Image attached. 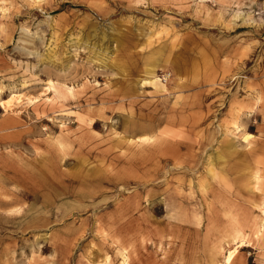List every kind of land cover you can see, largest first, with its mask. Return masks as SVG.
I'll return each mask as SVG.
<instances>
[{"label":"rangeland","instance_id":"374dc122","mask_svg":"<svg viewBox=\"0 0 264 264\" xmlns=\"http://www.w3.org/2000/svg\"><path fill=\"white\" fill-rule=\"evenodd\" d=\"M150 117L183 164L126 165ZM234 226L264 264V0H0V264H227Z\"/></svg>","mask_w":264,"mask_h":264},{"label":"bare ground","instance_id":"6f19581e","mask_svg":"<svg viewBox=\"0 0 264 264\" xmlns=\"http://www.w3.org/2000/svg\"><path fill=\"white\" fill-rule=\"evenodd\" d=\"M167 64L173 65V69H175L176 71H182V68L184 66L183 60L177 62L175 60V58H168ZM20 101H21V97L20 96H17V97H14V98L10 99V100H7L6 104H5V108L9 109L13 104L18 103ZM240 110H241V108L237 107V108H234L233 112L236 113L235 114L236 116H238L237 114H239ZM233 119H236V118H233ZM155 120H157V119L153 118V117H150V121H145V120L136 121V120H133V122H131L129 124V126H127V129H128L127 133L130 135L129 139L132 140V142H131L132 144L126 143V145L128 147L130 145H135V146L137 145V148L135 149V152L133 153V156L130 157L131 161L129 162V160H128V163L126 164L129 167L135 168V167H138V166L148 165V163L150 162V160L152 158H154V162L159 161V160L161 162H166V161L169 160L170 157H172V160L175 162L174 163L175 166L176 165L179 166V165L184 163V161L179 156L180 153L176 152V150L174 151V150H171V149L164 150V148H163L164 141H160V139L157 138V136L155 134L151 133V132L154 131V126H156L157 123H159V122H157ZM234 124H236V121L234 122ZM145 137H147V140L149 141V146L144 148L142 146V143L140 144V141H137V140H141L142 141V140H144ZM250 137H251V134L244 135L243 139L245 141L249 142L250 141ZM125 139L126 138H120V140H118L117 143L115 144V147L120 146L121 142L125 141ZM159 155H161V156H159ZM151 163H153V161ZM154 164H156L157 166L159 165L158 163H154ZM153 173H150L148 176H146L144 178V180L150 181V178H151L150 176H152ZM202 187L205 188L206 186L202 184ZM209 210H210V207H209ZM231 217H232L231 219H233L234 223H235V221L239 222L236 216H231ZM228 235L232 238V241L236 242V244H237L232 250L227 252L228 255L226 256V259H225L227 264H233L235 259L237 258L238 252H240L239 249L244 246L243 242H244V240L246 238H245V236L243 234H241L240 231H238V229L236 227H235V231H229ZM222 250H223V248H222ZM126 251H128V248H126V247L121 250V254L123 256V263L124 264H126V263L128 264L129 263V259H130V256L127 255Z\"/></svg>","mask_w":264,"mask_h":264}]
</instances>
